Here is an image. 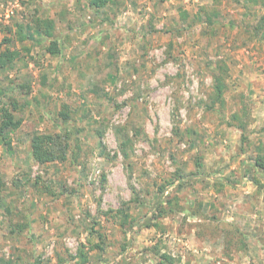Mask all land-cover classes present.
I'll use <instances>...</instances> for the list:
<instances>
[{"label":"rangeland","instance_id":"374dc122","mask_svg":"<svg viewBox=\"0 0 264 264\" xmlns=\"http://www.w3.org/2000/svg\"><path fill=\"white\" fill-rule=\"evenodd\" d=\"M0 18L18 52L0 123L21 120L0 143V264H264V0H0ZM37 133L65 158L36 161Z\"/></svg>","mask_w":264,"mask_h":264},{"label":"trees","instance_id":"16d2710c","mask_svg":"<svg viewBox=\"0 0 264 264\" xmlns=\"http://www.w3.org/2000/svg\"><path fill=\"white\" fill-rule=\"evenodd\" d=\"M116 0H88V5L95 9V10H101L104 7L115 5ZM32 23L36 26L37 31H39L41 34H44L45 36L49 37V44L47 45L46 50L50 54H56L60 52L59 47V39L55 38L53 34V30L55 28V23L53 20L48 18H41L36 17ZM17 34L19 35V40H23L26 37H29V34L23 33V26L17 25ZM18 55V52L16 50H4L0 52V67H4L8 63L12 62ZM215 85H214V91L216 93V97H220L221 94H223V81L222 79L216 75L215 77ZM16 107V105L14 106ZM64 114V113H63ZM64 117L66 118L67 115L64 114ZM21 123L20 119H15L14 115L7 109L3 110V119L0 123V143L8 144L9 140L8 138V129H15L17 128ZM242 124H240V128L242 131L241 139H245ZM30 153L32 157L38 161L39 163H44L47 161H54L57 158L64 159L65 155L60 152H56L52 148V144L55 142L54 136L52 134L48 133H37L33 134L30 139ZM254 166L260 168L264 172V161L262 160L261 156H258L254 160ZM121 211V210H120ZM163 210L159 211L158 214L160 215ZM156 216V215H155ZM140 224L144 227H151L156 226L157 223L153 219V217L145 218L140 222ZM83 261L86 259L85 257L82 258ZM159 263L158 264H174L173 260L174 258L170 256L169 254L163 253L159 256Z\"/></svg>","mask_w":264,"mask_h":264},{"label":"built area","instance_id":"2783aa9c","mask_svg":"<svg viewBox=\"0 0 264 264\" xmlns=\"http://www.w3.org/2000/svg\"><path fill=\"white\" fill-rule=\"evenodd\" d=\"M11 14H12V12L6 11L5 17L10 18ZM0 20H1V18H0Z\"/></svg>","mask_w":264,"mask_h":264}]
</instances>
